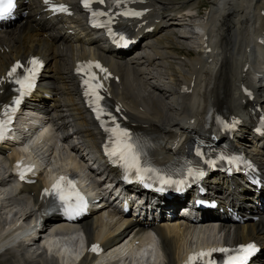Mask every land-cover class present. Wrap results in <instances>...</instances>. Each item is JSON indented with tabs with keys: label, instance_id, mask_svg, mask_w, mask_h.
Returning a JSON list of instances; mask_svg holds the SVG:
<instances>
[{
	"label": "bare ground",
	"instance_id": "obj_1",
	"mask_svg": "<svg viewBox=\"0 0 264 264\" xmlns=\"http://www.w3.org/2000/svg\"><path fill=\"white\" fill-rule=\"evenodd\" d=\"M191 1L147 0L145 4L151 6L146 16L147 23L141 26L136 22L130 24L132 28H136V35L142 33L149 39L148 45L143 46L145 55L140 57L112 49L104 40L99 39L96 33L86 29L81 24V18H75V23L68 18L49 16L48 11L41 9L43 5L39 4L40 0H27L22 3L24 8L28 9L27 14L21 20L6 24L5 31L0 33V75L5 72L12 59L25 57L29 53H38L47 61L40 80L41 85L30 104L35 111L42 112L48 120L54 121L56 132L61 134V138L59 135H52L49 142L54 146L58 165L80 168L79 162H85V157L90 156L92 163L97 159L102 166L101 157L98 155L97 131L79 104L76 80L71 74L75 60L87 54L86 47L102 57L119 77L117 82H111L110 99L121 103L128 123L134 125V128L156 135V140L160 143V158H171L179 151L186 150L192 143L191 136L205 130L204 117L208 111H211L212 117L221 109L235 117L241 116L243 124L236 140L252 142L251 139L248 140L251 135L248 126L249 107L252 103L241 92L240 86L241 83L247 84L258 92L255 103L264 106V66L254 67L252 62L255 49H260L264 54V42L259 41V38L264 41V15L261 13L264 10V0H207L210 6L203 18L198 8L195 9L193 18H187V7ZM182 9L187 11L182 12ZM191 23L198 34L190 33ZM150 24H153V29L144 32L145 26ZM200 26L205 29L207 39L202 37ZM175 27L179 30L175 31ZM189 36L196 39L197 50L194 53L189 52L186 42L182 40ZM204 40L208 41L209 51H205ZM152 66L155 67V73H152ZM257 76L261 81L254 79ZM150 77L162 85L169 86L171 91H164L166 87L159 88L158 83L149 81ZM183 85L191 87L192 91L180 92ZM67 118H72L74 130L71 133L67 131ZM37 119L41 121L40 118ZM44 132L45 129L36 134L30 146L35 144ZM72 135L78 139L77 142H71ZM60 142H70V150L74 151V155L65 152L63 158L59 157L60 151L69 148L62 144L59 146ZM28 145L29 143L26 146ZM45 150L48 149L44 147L40 152ZM4 151V147L0 146V153ZM88 169L96 173L99 166L97 169ZM104 182L105 179L100 184ZM9 186L11 185L1 188ZM241 188L243 190L238 189V193L245 199L235 201L234 206L238 205V210L243 212L258 215L259 219H247L242 225L236 224L232 234L225 231L224 238L233 242L254 239L262 244L264 252V210L252 208L250 193ZM24 191L33 193L35 200L40 202V183L24 187ZM216 191L221 195L227 194L228 197L234 196L227 186L223 188L217 185ZM23 214L25 219L31 218L35 222V218H32L34 212L26 213L25 210H20V215ZM97 216L98 214L93 217ZM110 219L114 220L115 217ZM48 221L50 219L44 221L42 232L46 231ZM123 221L114 220L112 225L105 226L102 218L92 220V217H86L81 224L86 231L92 222L104 230H119ZM54 222L60 220L55 218ZM32 230L35 231L36 228L33 227ZM158 230L162 235L165 264H175L182 252L191 246L188 230L160 227ZM203 231L211 235L215 228L203 226L199 233L194 235L198 243L204 235ZM125 232L126 228L121 234ZM87 236L90 240H95L100 235L96 233L90 236L87 232ZM6 243L9 241H5ZM48 245L51 247V244ZM4 246L0 251V264L57 263L51 257L32 255L22 245ZM63 253L68 260L70 255H67L66 250H63Z\"/></svg>",
	"mask_w": 264,
	"mask_h": 264
},
{
	"label": "rangeland",
	"instance_id": "obj_2",
	"mask_svg": "<svg viewBox=\"0 0 264 264\" xmlns=\"http://www.w3.org/2000/svg\"><path fill=\"white\" fill-rule=\"evenodd\" d=\"M192 3V4H191ZM201 4H203V5H201ZM189 5H191L192 7L194 6V7H196V8H198L199 9V11H200V15H201V18H203L206 14H207V12H208V6H210V3L207 1V0H192L190 3H189ZM188 5V6H189ZM191 7V8H192ZM204 13H206V14H204ZM202 14H204V15H202ZM200 18V19H201ZM181 26V25H180ZM176 29H177V27H175ZM178 31V30H177ZM192 37H188L187 39L186 38H184V39H182L184 42H186V45L188 44V45H191L192 44V42H196V39H191ZM194 38V37H193ZM196 45H197V43H196ZM188 48V47H187ZM189 50H191V49H189ZM195 50H197V49H195ZM192 51V50H191ZM151 70H152V73H155V67L154 66H152L151 67ZM153 75V74H152ZM149 81H151L152 83L154 82V84H157L156 83V81L154 80V79H152V77H150V80ZM158 86H161V85H159V84H157ZM164 91H167V90H164ZM171 91V90H170ZM68 120V122H67V130L69 131V132H72V127H73V125H72V122H71V119L70 118H68L67 119ZM71 141H73V142H77L78 141V139L77 138H75L74 137V135H72V137H71ZM67 145H69V147H70V142L69 143H67ZM65 146V145H64ZM69 151H70V149H69ZM71 154L72 155H74V152L71 150ZM62 155V154H61ZM90 158V156H86L85 157V162L83 161V162H81V165H84L83 166V169H79V170H77L76 172L77 173H81V174H83V173H87V174H89V172H91L90 171V169H88V166L89 167H91V168H96L97 167V165H96V163H92V161L89 159ZM91 164V165H90ZM85 168V169H84ZM83 170V171H82ZM81 171V172H80ZM83 172V173H82ZM97 173V172H96ZM95 172H91V175L90 176H92V177H96V179H101L102 178V175H98V174H96ZM8 203H10V202H8ZM13 207V206H12ZM11 207V208H12ZM13 209V208H12ZM206 238V233L203 235V237H202V239H205Z\"/></svg>",
	"mask_w": 264,
	"mask_h": 264
}]
</instances>
